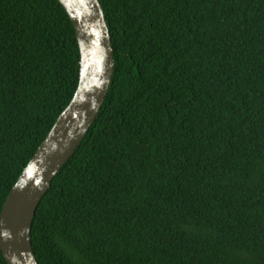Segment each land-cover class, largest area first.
Here are the masks:
<instances>
[{
	"label": "trees",
	"instance_id": "obj_1",
	"mask_svg": "<svg viewBox=\"0 0 264 264\" xmlns=\"http://www.w3.org/2000/svg\"><path fill=\"white\" fill-rule=\"evenodd\" d=\"M100 3L113 82L38 208V264H264V0ZM80 63L58 0H0V217Z\"/></svg>",
	"mask_w": 264,
	"mask_h": 264
},
{
	"label": "water",
	"instance_id": "obj_2",
	"mask_svg": "<svg viewBox=\"0 0 264 264\" xmlns=\"http://www.w3.org/2000/svg\"><path fill=\"white\" fill-rule=\"evenodd\" d=\"M69 15L81 53L80 83L69 107L29 163L0 217V249L7 264H38L32 227L42 200L98 118L112 86L114 49L100 0H58Z\"/></svg>",
	"mask_w": 264,
	"mask_h": 264
}]
</instances>
